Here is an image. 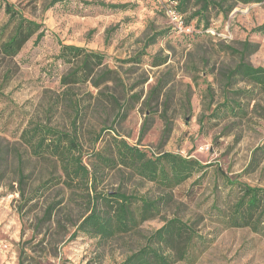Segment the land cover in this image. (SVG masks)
Here are the masks:
<instances>
[{
	"label": "rangeland",
	"instance_id": "374dc122",
	"mask_svg": "<svg viewBox=\"0 0 264 264\" xmlns=\"http://www.w3.org/2000/svg\"><path fill=\"white\" fill-rule=\"evenodd\" d=\"M8 1L42 23L45 36L37 43L32 37L12 58L4 56L1 45L12 26L0 2V264H119L173 217L211 239L197 262L176 264H264V235L247 227L224 228L212 215L216 189L220 206L228 192L219 166L232 179L264 187V157L251 167L264 141V93L238 94L251 86L226 77L241 60L264 67V29L258 30L264 25V1L220 0L225 8L234 7L227 14L212 9L210 26L194 34L174 26L167 12L171 0ZM61 43L102 52L100 68L112 70L101 88L90 82L73 88L72 97L80 102L81 154L91 171L98 163L94 153L110 147L114 138L148 153H179L210 165L201 183L191 189L196 175L171 191L122 168L101 169L99 192L171 199L140 233L109 241L77 234L90 213L92 181L88 188L66 187L54 158L33 155L21 138L36 123L74 132L77 116L61 85L72 64L58 57ZM106 93L122 107L111 105ZM232 100L245 113L224 110ZM50 180L47 188L40 187ZM50 205L56 209L49 220Z\"/></svg>",
	"mask_w": 264,
	"mask_h": 264
},
{
	"label": "trees",
	"instance_id": "16d2710c",
	"mask_svg": "<svg viewBox=\"0 0 264 264\" xmlns=\"http://www.w3.org/2000/svg\"><path fill=\"white\" fill-rule=\"evenodd\" d=\"M59 1L63 0H52V4L54 5ZM171 1V7L175 8L181 15L184 27L192 29L190 33L186 32L187 34L201 33L204 28L207 29L211 24L210 12L212 9L227 14L234 7V5H230L225 8V1L220 0ZM263 1L234 0L235 3L241 4ZM0 2L4 4L5 13L8 16V25L12 26L9 36L2 42L1 52L4 56L12 58L19 54L32 37H36L35 43L39 42L45 36V29L42 23L25 16L15 4L8 0H0ZM103 5L112 9H124L128 6V4ZM195 19L196 23L193 24L192 21ZM263 29L264 25L258 28V30ZM58 57L64 62L72 64L69 70L62 75L61 85L65 88L63 92L69 102L68 106L77 116L73 121L74 132L36 123L29 129H25L21 138L28 145L33 155L54 158L62 172L59 180L66 187H74L76 183H80L88 188L89 182L92 181L91 187L88 188V190L92 189V195L88 193L91 204L90 213L78 225L77 234L82 232L90 238L109 241L140 233L142 224L162 215L164 208L171 199L168 197L154 199L147 195L128 194L125 191L99 192L97 190V178L101 169L122 168L128 170L131 175L171 191L198 175L191 185L192 189L201 183L210 165L203 164L194 157L179 153L161 152L158 155L148 153L145 149L132 145L125 139L114 138L110 147L94 153L98 163L94 166V171H91L83 162L81 154L82 147L77 134L80 102L72 97L73 88L87 82L96 88H101L104 83L112 79V70L100 68L105 58L102 52L88 50L77 45L61 43ZM226 77L228 80H238L251 86L252 90H240L238 94H251L255 90L264 93V67L262 66H254L241 60L228 72ZM105 98L114 107H122L115 95L106 93ZM224 110L231 111L236 115L245 113V108L236 100L225 102ZM143 133L144 131L142 135ZM263 157L264 141L255 149L251 167H258ZM217 173L223 175L224 186L228 188V192L222 207L218 202V188L216 189V204H213L215 213L212 215L216 216L224 228L247 227L264 235V187L253 186L232 179L222 171L220 166ZM25 178L26 176L21 174V183ZM52 180L41 184L40 187L47 188ZM189 192L191 195L193 190ZM168 196L170 197V195ZM227 199L229 200L228 203ZM55 209L54 205H50L46 209L45 218L50 220ZM210 242L211 239L199 232L192 223L180 217H173L168 219L162 227L146 235L143 245L130 253L119 264L195 263L209 247Z\"/></svg>",
	"mask_w": 264,
	"mask_h": 264
},
{
	"label": "built area",
	"instance_id": "2783aa9c",
	"mask_svg": "<svg viewBox=\"0 0 264 264\" xmlns=\"http://www.w3.org/2000/svg\"><path fill=\"white\" fill-rule=\"evenodd\" d=\"M167 12L169 13L171 19L173 20L174 26L180 30L181 32H188L190 33L192 31L191 28L184 27L183 19L181 15L177 12V10L173 7H169L167 9Z\"/></svg>",
	"mask_w": 264,
	"mask_h": 264
}]
</instances>
